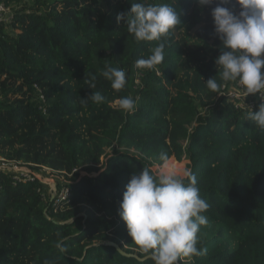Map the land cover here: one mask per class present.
I'll list each match as a JSON object with an SVG mask.
<instances>
[{
  "label": "trees",
  "instance_id": "trees-1",
  "mask_svg": "<svg viewBox=\"0 0 264 264\" xmlns=\"http://www.w3.org/2000/svg\"><path fill=\"white\" fill-rule=\"evenodd\" d=\"M131 2L138 0H0L12 12L0 21V157L64 175L70 189L67 200H43L36 178L15 182L0 171V264H153L118 214L122 194L133 173L157 175V165L158 174L169 166L182 174L187 162L209 204L197 234L206 254L179 264H264V130L237 105L247 97L203 83L217 71L215 4L147 0L180 16L161 38L163 62L147 69L136 60L161 41L138 42L116 22ZM106 64L126 72L121 90L101 75ZM97 91L103 102L81 103ZM121 97L136 101L133 113L113 105ZM107 240L146 258L122 256L100 244Z\"/></svg>",
  "mask_w": 264,
  "mask_h": 264
},
{
  "label": "clouds",
  "instance_id": "clouds-1",
  "mask_svg": "<svg viewBox=\"0 0 264 264\" xmlns=\"http://www.w3.org/2000/svg\"><path fill=\"white\" fill-rule=\"evenodd\" d=\"M199 7L211 6L214 33L220 41L215 57L216 75L207 79L205 87L217 94L228 82L242 86L244 95L259 96L258 109L248 111L247 119L264 130V0H194ZM127 26V32L139 41H161L171 29L180 24L175 7L168 3L131 2L130 10L118 13L116 22ZM165 43L151 49L147 58L136 60L138 68L152 69L164 60ZM217 72L218 77L217 78ZM101 75L119 91L126 85V72L105 65ZM96 76L86 80L89 89L96 87ZM104 100L100 92L81 99L86 104ZM120 110L133 113L136 101L131 97L117 100ZM162 161L166 153L160 154ZM208 202L201 198L197 177L191 169L182 174L162 170L153 175L149 169L133 173L125 186L119 204V216L131 241L146 254L153 264H179V260L206 254L198 247V232L207 224L204 215ZM56 247L65 252L63 243ZM47 264V262H45Z\"/></svg>",
  "mask_w": 264,
  "mask_h": 264
},
{
  "label": "built area",
  "instance_id": "built-area-1",
  "mask_svg": "<svg viewBox=\"0 0 264 264\" xmlns=\"http://www.w3.org/2000/svg\"><path fill=\"white\" fill-rule=\"evenodd\" d=\"M12 12L10 10L9 7H6L5 5H3L2 3H0V21L3 22H9L10 18H11ZM223 89V93H226L227 95H229L231 98H240V97H245L244 95V90L242 88V86H240L238 83L234 82V89L230 90L224 88V86L222 87ZM36 91H37V98L41 101V106L40 109L42 110V112L44 113V97L42 94V91L36 87ZM247 97V101H240L237 105L242 106L244 108H246L248 111L251 108L253 110V108L255 107L256 103L260 104L261 100L259 98V96L256 95H249L246 96ZM0 171H4L7 173H10L12 175V178L15 182H27V181H32L34 180V178H36L42 186H44V181H42V177L44 175H50L51 174V170L47 169V168H41L39 171L35 172L30 170L29 168L20 166L19 163L15 162V161H8L2 157H0ZM54 172H52L53 174ZM61 179L59 180L58 186L57 187H53V196L51 198H53L55 200V202H58L60 200H67L70 197V189L69 187L66 185L67 180L65 179L64 181V175H59L57 174V177H60ZM45 187V186H44ZM51 190V189H50ZM40 191V190H38ZM41 195L43 197V200H46L48 196L46 194V190H41Z\"/></svg>",
  "mask_w": 264,
  "mask_h": 264
},
{
  "label": "rangeland",
  "instance_id": "rangeland-1",
  "mask_svg": "<svg viewBox=\"0 0 264 264\" xmlns=\"http://www.w3.org/2000/svg\"><path fill=\"white\" fill-rule=\"evenodd\" d=\"M201 31H202V33H204V30H201ZM201 39H207V37L203 34ZM208 41L211 42V39L208 40ZM217 44H220V43H217ZM229 86H230V90L234 89V83L233 82H230V85ZM116 102L117 101H115L113 103V105H117ZM105 152L108 153L109 152V148H106L105 149ZM104 159H105V157H104ZM185 169H188V162L185 165ZM152 170L154 171V173H156L158 175V170H157V168H156L155 165L152 166ZM162 170H171V171H175L177 174H180L181 171H182V167L174 168L172 166H169V167H165L163 169H160V172ZM80 173L82 175H84L83 172H80ZM57 174L58 173H53V174L51 173L50 175H44L42 177V181H44V186L46 187V194L47 195H50V197H52L53 194H54L53 187H57L58 186V183H59V180L61 179V176L58 177V178H56L57 177ZM90 176H93V174H91ZM64 180H65V177L63 178L62 181H64Z\"/></svg>",
  "mask_w": 264,
  "mask_h": 264
},
{
  "label": "water",
  "instance_id": "water-1",
  "mask_svg": "<svg viewBox=\"0 0 264 264\" xmlns=\"http://www.w3.org/2000/svg\"><path fill=\"white\" fill-rule=\"evenodd\" d=\"M100 244L114 247L122 256L134 257L135 259H137L139 261H142L143 259L146 258V257L139 258L136 254L126 253L123 249H121L119 247V245L117 243H115L113 241H108L107 240V241L100 242Z\"/></svg>",
  "mask_w": 264,
  "mask_h": 264
},
{
  "label": "crops",
  "instance_id": "crops-1",
  "mask_svg": "<svg viewBox=\"0 0 264 264\" xmlns=\"http://www.w3.org/2000/svg\"><path fill=\"white\" fill-rule=\"evenodd\" d=\"M157 166V165H156Z\"/></svg>",
  "mask_w": 264,
  "mask_h": 264
}]
</instances>
